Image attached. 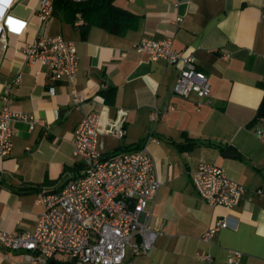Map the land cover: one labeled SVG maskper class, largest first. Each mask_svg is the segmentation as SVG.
I'll return each instance as SVG.
<instances>
[{"label": "crops", "instance_id": "obj_1", "mask_svg": "<svg viewBox=\"0 0 264 264\" xmlns=\"http://www.w3.org/2000/svg\"><path fill=\"white\" fill-rule=\"evenodd\" d=\"M38 2L0 0V99L8 92L11 109L29 116L13 123L12 150L0 161V230L34 231L44 212L36 199L83 174L72 155L75 129L106 107L111 120L118 110L127 112L125 136H99V150L114 154L146 144L162 182L147 207L160 235L148 255L130 250L123 264H207L199 253L209 254L210 264H228L235 254L239 264H264V195L254 193L264 187V140L256 135L261 125L248 126L264 99V0H113L139 16L137 27L123 36L91 27L84 38L60 10L40 22ZM56 35L76 47L72 84L48 81L44 68L25 60L24 49L38 37ZM144 39H170L177 53L194 56L210 95L176 97L180 65L137 52L134 45ZM18 75L20 84L10 89ZM73 93L84 98L78 110ZM167 106L173 110L166 112ZM149 136L156 141L146 142ZM201 162L224 169L246 188L236 207H212L198 195L192 172ZM218 220L224 226L203 243ZM0 264L34 263L0 246Z\"/></svg>", "mask_w": 264, "mask_h": 264}, {"label": "built area", "instance_id": "obj_2", "mask_svg": "<svg viewBox=\"0 0 264 264\" xmlns=\"http://www.w3.org/2000/svg\"><path fill=\"white\" fill-rule=\"evenodd\" d=\"M54 10V0H39L37 12L40 22L47 20ZM83 24L80 19L75 26ZM21 29L17 32L20 33ZM150 60L180 65L172 92L187 99L192 94L204 100L210 95L205 74L197 69L192 55H181L173 49L170 39L153 42L141 40L134 45ZM27 65L39 64L48 81L72 84L78 73L75 45L62 36L38 37L24 49ZM18 75L10 89L20 84ZM83 97L72 94V104L78 110ZM12 98L5 93L0 99V161L13 147L12 125L29 116L11 109ZM202 102L197 103L200 108ZM171 112V106L166 107ZM107 108L83 118L73 133L72 155L83 165V174L66 182L59 191L42 194L36 204L44 207L32 232L0 230V246L7 251H22L31 263L48 264H123L126 248L136 255H148L160 235L151 227L149 204L156 199L162 185L155 171V162L146 144L136 151L105 154L98 148L99 136L121 140L125 136L127 112L118 110L114 119L106 116ZM159 110L152 115L154 120ZM256 135L264 140V131ZM149 136L146 142H155ZM192 184L198 195L212 207L233 209L245 196L246 188L229 178L224 169L201 162L192 172ZM264 195V187L254 191ZM222 220L202 235L208 243ZM197 259L210 264L209 254L199 253ZM239 254L228 264H239Z\"/></svg>", "mask_w": 264, "mask_h": 264}, {"label": "trees", "instance_id": "obj_3", "mask_svg": "<svg viewBox=\"0 0 264 264\" xmlns=\"http://www.w3.org/2000/svg\"><path fill=\"white\" fill-rule=\"evenodd\" d=\"M57 10L63 13L66 21L71 25H75L76 21L80 19L83 21V24L78 26L83 38L91 27H99L112 35L123 36L127 31L135 29L139 22L138 15L117 7L113 0H54L53 13ZM259 125L264 130V99L257 109L256 116L248 126L257 129ZM191 144L196 145L197 142ZM205 144L221 149L220 146L213 143ZM139 148L140 146L137 149ZM55 264L62 263L56 261Z\"/></svg>", "mask_w": 264, "mask_h": 264}, {"label": "rangeland", "instance_id": "obj_4", "mask_svg": "<svg viewBox=\"0 0 264 264\" xmlns=\"http://www.w3.org/2000/svg\"><path fill=\"white\" fill-rule=\"evenodd\" d=\"M126 254H127V256L130 255V248L129 247L126 248Z\"/></svg>", "mask_w": 264, "mask_h": 264}, {"label": "water", "instance_id": "obj_5", "mask_svg": "<svg viewBox=\"0 0 264 264\" xmlns=\"http://www.w3.org/2000/svg\"><path fill=\"white\" fill-rule=\"evenodd\" d=\"M224 155H229V156H232L231 154H229V153H224ZM233 157V156H232ZM50 264H54V262H50Z\"/></svg>", "mask_w": 264, "mask_h": 264}]
</instances>
